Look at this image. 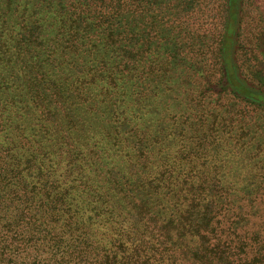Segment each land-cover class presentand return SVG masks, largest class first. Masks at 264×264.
<instances>
[{
    "label": "trees",
    "instance_id": "16d2710c",
    "mask_svg": "<svg viewBox=\"0 0 264 264\" xmlns=\"http://www.w3.org/2000/svg\"><path fill=\"white\" fill-rule=\"evenodd\" d=\"M166 1L0 0V264H264V165L225 183L235 167L208 148L219 126L180 118L141 150L126 142L121 169L102 143L125 137V89H144L142 17L151 32ZM237 3L219 43L225 88L264 107L234 72ZM98 114L114 122L102 140Z\"/></svg>",
    "mask_w": 264,
    "mask_h": 264
},
{
    "label": "rangeland",
    "instance_id": "374dc122",
    "mask_svg": "<svg viewBox=\"0 0 264 264\" xmlns=\"http://www.w3.org/2000/svg\"><path fill=\"white\" fill-rule=\"evenodd\" d=\"M229 2L167 0L154 10L151 32V12H145L140 25L144 53L142 62L137 63V66L142 65L141 86L144 89L142 95L125 89L126 100L121 104L128 117L122 125L124 139L117 143L102 142L110 145L111 161L116 168L127 165L125 154L128 151L134 156V151L125 147L126 142L139 141L138 150H141L149 134L172 128L185 117L198 122L195 127H199L200 132L219 126L218 137L208 148L225 149L223 156L230 162L228 166L235 167L220 172L225 183L237 179L238 173L247 177L251 170L255 172L264 165V107L247 103L225 88V71L218 58L219 43L229 17ZM233 37L232 60L237 79L247 89L264 94V0H238ZM147 43L154 46L150 51H146ZM165 46L180 58L172 63L167 60L162 49ZM63 72L66 74H56L59 78L79 75L65 68ZM205 84L212 94L198 97L197 91ZM137 113L140 120L135 118ZM108 119V114L90 118V131L98 140L105 136L104 127L112 130L114 122L106 124ZM224 142L227 144L222 145ZM103 146L99 154L105 162ZM154 146L151 147L155 149Z\"/></svg>",
    "mask_w": 264,
    "mask_h": 264
}]
</instances>
